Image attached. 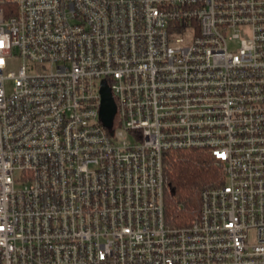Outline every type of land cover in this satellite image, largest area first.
Instances as JSON below:
<instances>
[{"label":"built area","instance_id":"built-area-1","mask_svg":"<svg viewBox=\"0 0 264 264\" xmlns=\"http://www.w3.org/2000/svg\"><path fill=\"white\" fill-rule=\"evenodd\" d=\"M194 150L223 183L168 227ZM0 264H264V0H0Z\"/></svg>","mask_w":264,"mask_h":264},{"label":"trees","instance_id":"trees-1","mask_svg":"<svg viewBox=\"0 0 264 264\" xmlns=\"http://www.w3.org/2000/svg\"><path fill=\"white\" fill-rule=\"evenodd\" d=\"M167 191L163 196V216L168 227H183L196 216L199 193L222 184L221 172L205 151H176L164 159Z\"/></svg>","mask_w":264,"mask_h":264},{"label":"water","instance_id":"water-1","mask_svg":"<svg viewBox=\"0 0 264 264\" xmlns=\"http://www.w3.org/2000/svg\"><path fill=\"white\" fill-rule=\"evenodd\" d=\"M100 106H99V119L102 125L109 130L112 124V120L115 114V107L112 103L109 90L104 84L100 87Z\"/></svg>","mask_w":264,"mask_h":264},{"label":"rangeland","instance_id":"rangeland-1","mask_svg":"<svg viewBox=\"0 0 264 264\" xmlns=\"http://www.w3.org/2000/svg\"><path fill=\"white\" fill-rule=\"evenodd\" d=\"M15 70H16V68H15V66H14V67L10 68L9 70L7 69V72H15ZM9 85H10V84H9ZM9 85L7 84V85H6V88H8Z\"/></svg>","mask_w":264,"mask_h":264}]
</instances>
